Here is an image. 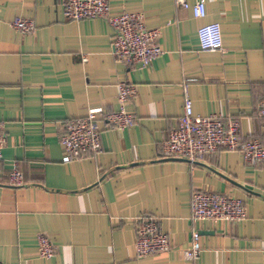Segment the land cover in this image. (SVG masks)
<instances>
[{
	"label": "crops",
	"instance_id": "crops-1",
	"mask_svg": "<svg viewBox=\"0 0 264 264\" xmlns=\"http://www.w3.org/2000/svg\"><path fill=\"white\" fill-rule=\"evenodd\" d=\"M176 0H109L112 13H142L160 29L164 52L147 67L120 61L105 18L70 21L64 0H0V264H264V163L221 150L191 164L163 158L185 91L194 113H221L241 124L242 140L264 144V0H206L207 16ZM26 17L35 30L13 28ZM218 22L221 51L200 49L198 31ZM136 85L126 129L101 118L103 150L64 161L66 123L91 109H120L119 84ZM24 175L13 185L12 171ZM209 190L244 200L243 221H194L191 200ZM141 218L157 221L172 248L139 257ZM203 251L190 260L192 233ZM48 236L55 254H39Z\"/></svg>",
	"mask_w": 264,
	"mask_h": 264
},
{
	"label": "built area",
	"instance_id": "built-area-1",
	"mask_svg": "<svg viewBox=\"0 0 264 264\" xmlns=\"http://www.w3.org/2000/svg\"><path fill=\"white\" fill-rule=\"evenodd\" d=\"M179 5L189 7L187 0H176ZM197 18L207 16V1L198 0L193 6ZM64 14L70 21L105 18L113 27L115 35L112 41L114 55L120 61L147 67L159 57L164 49L158 43L160 29H149L142 13H112L109 0H64ZM12 26L19 32L28 34L35 30V24L26 17H17ZM200 49L221 51L224 48L223 31L218 22L205 24L198 31ZM120 109L103 116L101 109H91L83 118L66 123V133L62 143L66 150L64 161L76 156L98 154L103 150L101 130L98 122L107 121L108 127L126 129L133 125L135 117L127 110L129 100L136 95V85L123 81L118 86ZM184 111L178 125L168 134L162 143L163 158L183 159L191 164L199 163L209 154L221 150L241 153L248 163H264V144L257 139L242 140L240 121L221 113L207 116L194 113L193 102L188 94V85H184ZM259 115L264 119V99L259 105ZM7 137L0 124V160L6 146ZM13 185L24 184V175L14 170L9 175ZM192 220L194 221H243L248 218V208L243 199L209 190H196L191 200ZM192 245L184 253L194 260L203 251L201 234L192 233ZM139 257L168 251L172 243L168 234L161 231L156 220L141 218L138 222L135 241ZM39 254L49 259L55 254L54 244L46 235L39 237Z\"/></svg>",
	"mask_w": 264,
	"mask_h": 264
}]
</instances>
